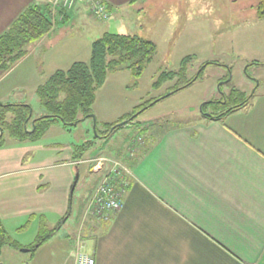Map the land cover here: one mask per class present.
Here are the masks:
<instances>
[{
  "label": "crops",
  "instance_id": "crops-1",
  "mask_svg": "<svg viewBox=\"0 0 264 264\" xmlns=\"http://www.w3.org/2000/svg\"><path fill=\"white\" fill-rule=\"evenodd\" d=\"M103 1L114 26H134L120 33L146 38L142 33L151 20L166 28L178 19L168 0ZM44 2L0 0V34L29 5ZM99 21L81 0L55 14L49 32L0 77V102L30 104L26 94H35L55 70L88 60L93 40L108 32ZM255 91L243 107L218 118L200 111L177 123L135 120L146 143L122 156L128 183L121 209L106 220L90 214V196L108 169L91 168L97 178L78 204L77 228L66 239L71 249L62 264H72L78 248L95 264H264V83ZM52 129L64 133L71 127L52 125L36 141L6 137L0 148V220L8 233L27 221L36 227L31 241H17L22 247L35 241L41 218L67 222L75 173L93 154L86 151L76 160L73 146L84 141L42 140ZM55 234L32 253L37 264L38 251Z\"/></svg>",
  "mask_w": 264,
  "mask_h": 264
},
{
  "label": "rangeland",
  "instance_id": "rangeland-1",
  "mask_svg": "<svg viewBox=\"0 0 264 264\" xmlns=\"http://www.w3.org/2000/svg\"><path fill=\"white\" fill-rule=\"evenodd\" d=\"M166 3H171L177 9L178 19H175L174 26L171 24L166 28L151 20L152 23L143 31L142 35L156 44V52L137 84L129 70H122L109 73L102 87L97 90L92 109L99 129H102V123L115 122L123 113L131 112L145 101L165 94L167 86L168 91L175 84L174 80L164 82L159 89L154 88L155 75L164 69H178L181 59L186 56H190L187 61L188 77L196 74L202 63L213 64L204 68L193 85L156 102L142 112L136 121L143 125L146 121L177 123L196 118L201 115L200 106L205 99H218L223 93L227 95L232 88L247 97L264 83V18L256 17V0H168ZM99 22L101 28L112 33L134 28L129 24L130 27L118 29L114 26V16ZM78 27L76 25L72 30L77 31ZM67 61L64 60V63ZM253 61L258 64H251ZM26 97L30 99L33 117L44 113L35 94H26ZM210 111L207 108V112ZM135 120H122L127 121V124L118 126L114 132L100 139L94 138L95 128L90 118L82 120L64 133L52 129L42 138L47 143H61L68 139L79 143L94 139L95 144L89 152L93 154L86 157L85 165L79 169L80 175L71 193L72 212L67 222L63 225L62 220L46 223L49 229H55L56 234L52 241L38 251V263L62 264L66 251L71 249L66 239L77 228L78 204L89 197V188L97 178L92 177L90 172V166L93 165L91 160L109 157L119 160L127 168L122 157L126 150L132 154L139 144L138 139L143 142L141 145L146 143L145 138L136 133L139 128ZM108 166L110 164H105L106 168ZM31 223L19 230L11 229V238L22 244L31 241L36 231L35 224ZM22 248L26 247H20L19 250L2 247L0 264H37L32 258V252L22 251Z\"/></svg>",
  "mask_w": 264,
  "mask_h": 264
},
{
  "label": "trees",
  "instance_id": "trees-1",
  "mask_svg": "<svg viewBox=\"0 0 264 264\" xmlns=\"http://www.w3.org/2000/svg\"><path fill=\"white\" fill-rule=\"evenodd\" d=\"M66 9L59 8L54 12L49 3L31 4L19 14L8 28L0 34V77L10 70L16 62L28 52L31 44L49 32L53 26L55 14H62ZM255 13L257 18H264V0H256ZM64 19V14L61 20ZM156 44L142 36L126 33L105 32L91 43L88 61H75L67 69L55 70L43 83L35 89L39 106L44 113L33 117L32 106L28 103L0 102V148L9 137L17 141H36L49 127L61 124L65 128L77 125L85 119H92L95 128V139L105 138L116 129L124 119L134 121L142 112L156 102L172 93L184 89L194 83L203 73L204 68L213 62H205L199 71L188 77L187 61L190 56L181 59L178 69L161 70L155 75L154 88L170 80L175 84L165 94L153 97L138 105L133 111L123 115L115 122L102 123L97 127L93 116L92 105L96 91L104 84L109 73L129 70L134 83L137 84L146 65L153 59ZM258 64L253 61L251 64ZM217 64V63H216ZM221 65V64H220ZM252 95L245 97L242 92L232 88L226 95L218 99H210L200 106L202 114L215 118L243 107ZM207 108L211 109L207 112ZM143 130H141L142 132ZM95 140H86L73 146V159L82 158L86 151L94 147ZM92 166H90V169ZM28 221L20 227L25 228ZM49 229L44 218H41L39 230L32 245L26 247L34 253L37 247L44 244L54 233ZM36 244V245H35ZM4 246L19 250L21 244L11 238L0 220V253Z\"/></svg>",
  "mask_w": 264,
  "mask_h": 264
},
{
  "label": "built area",
  "instance_id": "built-area-1",
  "mask_svg": "<svg viewBox=\"0 0 264 264\" xmlns=\"http://www.w3.org/2000/svg\"><path fill=\"white\" fill-rule=\"evenodd\" d=\"M77 0H46L50 4L53 13L59 9L72 8ZM87 10L101 20L109 18V11L103 0H81ZM139 143L141 141L138 139ZM93 162L92 169L100 170L105 164H110L107 173L101 178L99 183L93 190L89 199V212L95 219L108 218V214L112 211H118L123 204V195L127 186V168L120 162L109 157H98L91 160ZM72 264H95L92 256L78 248L75 251Z\"/></svg>",
  "mask_w": 264,
  "mask_h": 264
},
{
  "label": "water",
  "instance_id": "water-1",
  "mask_svg": "<svg viewBox=\"0 0 264 264\" xmlns=\"http://www.w3.org/2000/svg\"><path fill=\"white\" fill-rule=\"evenodd\" d=\"M124 123H125V121H122L120 124H124ZM0 134H1V131H0ZM77 180H78V173L75 174V179H74V182H73L72 187H71V193L73 192V189L75 187V184H76ZM21 250L22 251H27L28 249L27 248H22Z\"/></svg>",
  "mask_w": 264,
  "mask_h": 264
},
{
  "label": "bare ground",
  "instance_id": "bare-ground-1",
  "mask_svg": "<svg viewBox=\"0 0 264 264\" xmlns=\"http://www.w3.org/2000/svg\"><path fill=\"white\" fill-rule=\"evenodd\" d=\"M120 123H121V122H120ZM120 123H119V125H125V124H127V121H125V123H124V124H120Z\"/></svg>",
  "mask_w": 264,
  "mask_h": 264
}]
</instances>
